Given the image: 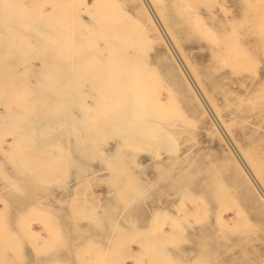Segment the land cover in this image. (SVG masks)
Returning <instances> with one entry per match:
<instances>
[{
	"label": "rangeland",
	"instance_id": "obj_1",
	"mask_svg": "<svg viewBox=\"0 0 264 264\" xmlns=\"http://www.w3.org/2000/svg\"><path fill=\"white\" fill-rule=\"evenodd\" d=\"M68 1L73 27L82 25L84 15V31L91 32L82 44L78 40L77 52L81 47L95 48L102 33L110 32L128 59L140 67V74L155 75V83L151 92H145L148 119L143 127L134 128L132 134L110 131L95 142L97 132L85 127V109L74 94L73 107L63 121L71 129L72 158L78 161L69 166L66 182L39 181L38 195L31 199L59 215L90 216L81 223L91 225V218H99L100 229L111 232L112 239L123 240L120 249L130 244L131 250L139 251L143 245L147 253H169L174 264H264V209L248 193L242 170L222 134L186 88L181 66L159 38L145 1ZM154 1L228 132L249 160L261 163L264 172V0ZM164 90L170 92L169 98ZM152 96L169 99L168 105L158 107ZM4 109L0 121L5 125L19 119L24 123L15 127V133L0 136V166L11 172L16 169L13 174L21 185L33 187L17 169L19 149L14 139L30 119L16 116V110L11 118L13 108L0 107ZM61 143L68 144L64 138ZM54 149L49 146L47 151L56 153ZM39 154L42 160L44 154ZM113 158L138 177L137 195L118 197L120 192L112 186L118 167L110 165ZM2 184L0 180V198L3 193L10 195ZM77 185L81 188L76 190ZM80 205L90 211L84 207L85 215L84 209V213L78 210ZM65 222L75 223L69 217ZM30 247L24 243V248ZM125 262L134 264L128 258Z\"/></svg>",
	"mask_w": 264,
	"mask_h": 264
},
{
	"label": "bare ground",
	"instance_id": "obj_2",
	"mask_svg": "<svg viewBox=\"0 0 264 264\" xmlns=\"http://www.w3.org/2000/svg\"><path fill=\"white\" fill-rule=\"evenodd\" d=\"M144 1L159 38L181 66L188 82L186 88L222 134L242 170L248 193L264 209L263 166L256 159L249 160L228 132L222 115L206 94L202 80L182 53L175 33L166 25L163 10L157 7L154 0ZM29 2L32 4L29 5ZM46 5L52 8H46ZM72 17L68 0H0V107L13 108L11 118L16 110V116L30 119L22 132L16 131L18 135L14 139L19 141L17 169L23 171L22 178L30 183L28 185H33L30 188L21 185L20 178L13 174L16 169L11 172L4 165L0 166L1 187L10 191V195L3 193V198H0V264H126L127 258L132 259L134 264H174L169 253H147L143 245L139 251L131 250L130 244L127 249H120L123 240L112 239L111 232L100 229L99 218H91V225L81 223L89 215L77 216L76 209V215L72 217L59 215L48 211L46 204L31 199L38 195L35 190L40 185L39 181L66 182L69 166L78 161L72 158L75 150L69 143L71 129L67 126L68 122L63 121L68 119V111L73 107L71 101L74 94L79 95V101L84 106L85 127H92L91 130L97 132L92 138L94 142L110 131L117 135H121L122 131L135 133L134 128L143 127L145 119H148L145 92L152 91L155 75L142 76L140 67L128 59L110 32L102 33L103 42L97 40L95 48L81 47L77 52L78 40L82 44L91 32L84 31V15L80 17L82 25L76 27H73ZM164 92L169 98L170 92ZM151 99L160 108L168 105L169 99L167 102L160 96H152ZM4 115L5 109L0 111V119ZM23 123L19 119L7 126L5 121H0V136L15 133V127L21 128ZM62 138L68 142L67 146L61 143ZM49 146L57 152L49 153ZM38 152L44 154L42 160H38ZM115 161L111 159L110 165L118 166L119 162ZM114 173L116 183L113 180L112 186L115 192H120V199L139 192L138 177L124 163L116 167ZM16 179L19 187L16 186ZM77 186L76 190L81 188ZM74 201L79 203L76 199ZM81 205L78 210L87 207L90 211L88 206ZM84 211L81 210L82 213ZM68 217L75 223H66ZM36 224L39 227L35 229ZM115 234H119L117 230ZM25 242L31 246L29 250L24 248Z\"/></svg>",
	"mask_w": 264,
	"mask_h": 264
},
{
	"label": "crops",
	"instance_id": "obj_3",
	"mask_svg": "<svg viewBox=\"0 0 264 264\" xmlns=\"http://www.w3.org/2000/svg\"><path fill=\"white\" fill-rule=\"evenodd\" d=\"M13 214V213H12ZM10 215V214H9ZM34 228L36 229V228H38V225L36 224V225H34ZM62 255H63V257L65 256V253L64 252H62Z\"/></svg>",
	"mask_w": 264,
	"mask_h": 264
}]
</instances>
